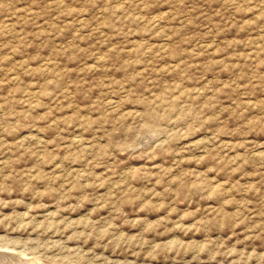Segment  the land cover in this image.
<instances>
[{"label": "rangeland", "instance_id": "1", "mask_svg": "<svg viewBox=\"0 0 264 264\" xmlns=\"http://www.w3.org/2000/svg\"><path fill=\"white\" fill-rule=\"evenodd\" d=\"M0 254L264 264V0H0Z\"/></svg>", "mask_w": 264, "mask_h": 264}, {"label": "bare ground", "instance_id": "2", "mask_svg": "<svg viewBox=\"0 0 264 264\" xmlns=\"http://www.w3.org/2000/svg\"><path fill=\"white\" fill-rule=\"evenodd\" d=\"M2 247L3 246H5V244L4 245H1ZM12 251V250H11ZM5 252V251H4ZM23 252V251H22ZM22 252H20V253H22ZM6 254V253H5ZM1 255V254H0ZM19 255V254H18ZM5 256V255H4ZM20 256V255H19ZM22 256H24V254L22 255ZM5 258V257H4ZM6 259V258H5ZM1 261L3 260V259H0ZM0 261V263L2 264L3 262H1ZM8 261V260H7ZM7 263V262H6ZM31 264H34V262H30ZM5 264V263H4ZM16 264H21V263H19L18 261L16 262Z\"/></svg>", "mask_w": 264, "mask_h": 264}]
</instances>
